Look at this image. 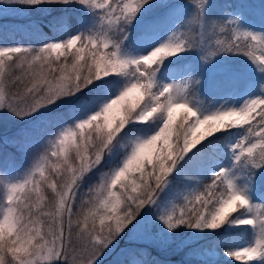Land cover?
Instances as JSON below:
<instances>
[{
  "label": "snow or ice",
  "instance_id": "1",
  "mask_svg": "<svg viewBox=\"0 0 264 264\" xmlns=\"http://www.w3.org/2000/svg\"><path fill=\"white\" fill-rule=\"evenodd\" d=\"M3 5L64 14L50 22L59 39L0 46V111L25 125L0 141V264H104L125 237L166 250L180 229L178 247L203 254L191 246L205 234L220 248L242 226L253 242L224 255L264 264V3L258 29L251 5L219 19L211 0ZM203 65L222 102L197 95ZM145 252L126 246L118 264H158Z\"/></svg>",
  "mask_w": 264,
  "mask_h": 264
},
{
  "label": "trees",
  "instance_id": "2",
  "mask_svg": "<svg viewBox=\"0 0 264 264\" xmlns=\"http://www.w3.org/2000/svg\"><path fill=\"white\" fill-rule=\"evenodd\" d=\"M173 2L180 3L178 0H173ZM189 2V1H188ZM261 3H264V0H213V8L211 11V15L214 18L222 19L225 16L230 14H235L240 5H257L259 6ZM17 7L19 12L23 15L21 18H16V22H11L15 27H6V25L0 26V38H8L11 40V35L15 31L17 32V37L20 39V44L23 46H30L33 48L39 47L42 44L49 42L51 40L59 39L60 37L54 34L52 29L50 28V22L53 20V17L57 15H63V9L60 6H52L47 11H39V10H22L19 6ZM252 7L247 8L246 11L243 12L244 16L247 18L248 23L252 20L250 10ZM79 6L74 5L68 9L67 15L71 18L70 22L73 28L76 27L77 20L79 19L81 13L79 12ZM254 22V20H253ZM16 28V30L14 29ZM14 32V33H15ZM233 66L240 67L245 61L241 57L233 58ZM217 96L216 99H222L226 92L220 90L216 91ZM211 98H208L210 100ZM181 110L178 114H176L177 122H179V117L181 115ZM18 120V121H17ZM14 126H11L6 136L8 139L15 137L18 131L23 128L25 125L19 120H14ZM19 123V126L17 124ZM17 126V127H16ZM206 127V126H205ZM205 127L202 131L197 133L199 136L204 133ZM233 131H236L235 129ZM6 139V140H8ZM3 141V140H0ZM9 149H6V151ZM194 150V149H193ZM203 183H210V179H206ZM234 230L233 235L230 238H224V246L220 248H213V244L216 241V237L211 234H205L204 237L199 241V244H192V248H204L205 252L203 254H192L191 248L183 247L179 248V242L188 238L191 233L189 230L180 229L179 235L176 237V243L170 245L166 250H160L159 248L148 246L144 243H135L129 245L128 238L125 237L124 241L118 245V247L108 255H106V259L104 264H118L121 259H125V257L121 256V250L126 246L136 247V248H144L146 252L141 255L137 254L136 259L146 260V261H157L158 264H201L202 261H219L221 264H243L242 261H235L232 257H226L224 252L227 248H236V243L242 240L251 241L252 239V231L249 230L244 232L242 229ZM208 249H212V251H208ZM151 258V260L149 259ZM131 259V258H129Z\"/></svg>",
  "mask_w": 264,
  "mask_h": 264
},
{
  "label": "rangeland",
  "instance_id": "3",
  "mask_svg": "<svg viewBox=\"0 0 264 264\" xmlns=\"http://www.w3.org/2000/svg\"><path fill=\"white\" fill-rule=\"evenodd\" d=\"M180 3H184V4H189L190 0H178ZM189 1V2H188ZM211 2L213 3V0H211ZM246 5V4H245ZM4 8H7L8 10L5 11ZM252 10H250L251 12V16H252V20L250 21L249 24L255 26L257 29L259 28V24L261 23L260 21V9L259 6L257 5H253ZM247 8H244L242 11H246ZM241 11L240 9H238L237 11H235L234 13ZM23 15L21 14V12H19L17 7L14 6H7V5H3L0 6V26L2 25H6V27H15V25L13 26V24L11 22H16V18H21ZM254 20V22H253ZM16 30V28H14ZM15 32V31H14ZM12 33V37L11 40L10 39H6V38H0V46H13V45H19L20 44V39L17 37V32ZM233 58H230L229 63H233ZM202 63V62H201ZM233 65V64H232ZM194 76L196 79H199L201 82V85H203V88L200 87V85H197V95L200 96V98L205 99V102L207 103H211L213 101V99L215 98V100L217 101H221L222 99H216L217 96V92H209L208 88H207V80L209 78H213V79H219L220 78V73L218 71H214L211 66L209 65H203L198 72L194 73ZM220 91V90H219ZM218 91V92H219ZM208 98H211L210 100H208ZM181 110L178 109L176 111V113L174 114L176 116V114H178ZM16 119V117H14L13 115H11L10 113L6 112V111H0V140H6L8 139L6 136V133L12 129L10 128L11 126H14V120ZM18 121V120H17ZM17 124V123H16ZM17 126H19V123L17 124ZM16 126V127H17ZM205 126H201L197 133H199L200 131L203 130ZM196 133V134H197ZM161 145L158 143L157 147H160ZM9 151H13L11 148H8ZM8 151V150H7ZM154 154V153H153ZM26 161L24 158L20 157L19 154H17L16 156V168L17 169H23L26 166ZM3 194V187L0 186V195ZM135 239V238H133ZM254 240V236L252 233V239L251 241H246V240H242L240 242L236 243V248L243 246L247 243H251ZM141 244V243H139ZM106 259V256L104 257V261ZM151 260V258H149ZM243 263V262H242ZM248 264H254V262H248Z\"/></svg>",
  "mask_w": 264,
  "mask_h": 264
}]
</instances>
